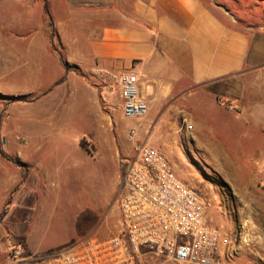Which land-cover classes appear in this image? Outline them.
<instances>
[{
  "label": "crops",
  "instance_id": "0c3cea01",
  "mask_svg": "<svg viewBox=\"0 0 264 264\" xmlns=\"http://www.w3.org/2000/svg\"><path fill=\"white\" fill-rule=\"evenodd\" d=\"M125 72L138 77L149 105L143 119L123 116L118 77ZM237 76L253 77L259 87L221 89L237 98L218 100L210 86ZM0 94L47 100L48 112L74 97L84 110L92 102L102 123L80 141L84 152L82 142L101 144L119 113L127 127L138 128L137 143L164 150L174 162L187 149L199 154L245 199L264 190V34L250 32L213 0H0ZM42 149L21 162L3 148L27 166L0 155L6 200L20 185L49 180L53 152ZM122 152L134 158V143ZM1 228L8 232L6 222Z\"/></svg>",
  "mask_w": 264,
  "mask_h": 264
},
{
  "label": "rangeland",
  "instance_id": "374dc122",
  "mask_svg": "<svg viewBox=\"0 0 264 264\" xmlns=\"http://www.w3.org/2000/svg\"><path fill=\"white\" fill-rule=\"evenodd\" d=\"M213 1L250 32L264 34V0ZM254 81L253 77L237 76L210 87L219 90L218 100L228 101L235 96L222 95L221 89L254 88L258 86ZM23 98L31 97L0 94V105L7 102L9 108L1 132L2 147L21 162L29 159L31 149L43 148L40 154L51 150L53 169L42 187L28 182L18 186L10 204L0 191V223L6 222L8 231L0 229V264L8 262L9 247L16 240L12 231L27 237L28 249L38 257L67 248L93 233L102 239L118 235L120 185L133 157L122 152L132 142L127 136L130 128L119 113L108 124V136L101 144L95 147L82 142L88 151L84 152L80 141L99 130L102 123L97 106L91 102L84 110L82 98L74 97L64 109L48 112L44 107L47 100ZM225 130L234 131L230 126ZM198 155L187 149L178 162L167 156L176 173L210 201L211 223L237 239L239 255L230 264H264V190L259 187L251 193L252 200L245 199L243 191ZM6 207L8 211L2 214Z\"/></svg>",
  "mask_w": 264,
  "mask_h": 264
},
{
  "label": "built area",
  "instance_id": "2783aa9c",
  "mask_svg": "<svg viewBox=\"0 0 264 264\" xmlns=\"http://www.w3.org/2000/svg\"><path fill=\"white\" fill-rule=\"evenodd\" d=\"M118 84L126 119H143L149 105L139 79L125 72ZM185 129L192 125L185 123ZM138 128L127 136L136 156L120 185V233L106 239L95 233L71 246L38 257L15 240L6 264H230L239 255L235 237L213 225L210 201L175 171L168 156L137 143Z\"/></svg>",
  "mask_w": 264,
  "mask_h": 264
},
{
  "label": "trees",
  "instance_id": "16d2710c",
  "mask_svg": "<svg viewBox=\"0 0 264 264\" xmlns=\"http://www.w3.org/2000/svg\"><path fill=\"white\" fill-rule=\"evenodd\" d=\"M63 65H64V67H65L67 70H70V69L73 68L71 65H69V64L66 63L65 61H63ZM17 100L19 101L20 99H17ZM0 155H1L2 157H4V158L10 160V161H13V163H15L16 165L20 166L21 168H23V169H25V170L27 169V167H26L25 165H23V163H21L20 161H17V160L14 161V160H12L10 157H8V156L6 155V153L4 152V150H3L1 143H0ZM26 178H27V175L25 174L24 179H26ZM11 201H12V196L9 197V199H8V204H10ZM7 209H8V207L5 208V210L3 211L2 214H4L5 211H6ZM1 218H2V215H0V220H1ZM9 233H10V231H9ZM11 234H14V235H13L14 238H15L17 241L21 242L25 247H27V245H26V243H25V241H26V237H25V236H19V235L15 234V233H11Z\"/></svg>",
  "mask_w": 264,
  "mask_h": 264
}]
</instances>
